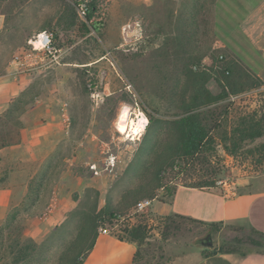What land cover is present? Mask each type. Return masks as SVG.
Listing matches in <instances>:
<instances>
[{"label": "rangeland", "instance_id": "obj_1", "mask_svg": "<svg viewBox=\"0 0 264 264\" xmlns=\"http://www.w3.org/2000/svg\"><path fill=\"white\" fill-rule=\"evenodd\" d=\"M111 1L94 0L90 24L61 0H0V78L16 54L30 49L37 31H53V54L37 65L30 64L34 58L17 63L27 68L20 89L29 101L26 111L38 99L49 100L63 112V126L69 130L53 155L15 165L29 170V183L0 220V264H15L21 254L25 257L17 264H62V255L92 212L151 178L156 156L172 137L188 72L208 70L221 54L212 30L215 0H187L181 8L174 0H127L123 12H116ZM106 49V58L84 65ZM207 86L220 92L213 79ZM241 97L254 107L258 103L255 90ZM125 105L132 108L131 118L137 120L141 111L149 118L138 139L118 126ZM216 135L215 149L181 163L183 171L166 179L168 187L195 183L211 173L237 187L239 179L263 176L264 167L251 155L231 156L221 133ZM5 172L0 167V175ZM166 194L161 189L143 211L132 210L117 223L102 225L113 235L128 225H148L136 264H190L208 250L197 242L207 234L206 225L159 214L156 207L172 199ZM237 226L242 228L219 226L211 233L214 244L224 239L240 251L264 250L251 242L258 236L249 226Z\"/></svg>", "mask_w": 264, "mask_h": 264}, {"label": "trees", "instance_id": "obj_2", "mask_svg": "<svg viewBox=\"0 0 264 264\" xmlns=\"http://www.w3.org/2000/svg\"><path fill=\"white\" fill-rule=\"evenodd\" d=\"M61 1L77 11L79 0ZM68 1L74 2V5ZM88 6L90 12L86 16V21L90 22L97 6L94 0H89ZM101 36L105 38L103 34ZM220 55L218 61L213 60V65L208 70L192 69L188 72L178 118L172 123V137L156 156L151 178L142 180L126 190L118 202L107 200L105 205L92 212L82 224L71 246L62 255V264H83L100 235L99 228L102 225L117 223L130 211L136 210L140 201L156 199L161 189L167 190L170 196L174 195L177 186L171 189L166 179L181 174L183 171L181 163L187 164L214 150L218 132L221 133L228 154L233 157L239 156L240 152L251 155L259 166L264 167V140L258 141L264 138V81L237 58L225 55L220 58ZM212 79L220 88L217 94L207 86ZM253 90L257 91L258 95V103L255 107L244 103L241 97ZM22 95L23 92L13 99L10 107L0 115V149L21 141L20 116L29 104ZM223 102H225L223 109L218 110ZM222 113L226 115L224 121L220 119ZM228 117L232 119L229 128L225 126L230 122ZM216 178L213 173L204 174L197 182L183 185L204 189L215 188ZM174 216L204 224L207 226V233L212 234H215L219 226L225 225L223 221L207 223L180 214ZM147 226L142 222L128 225L116 236L121 240L136 242L140 247L148 236ZM226 226L242 228L234 224H226ZM249 229L258 236V238L253 237L251 242L259 248L264 247V232L251 227ZM228 244L224 239L222 242H215L214 248L206 250L203 256L216 253H240L241 256L253 253L264 254V250L240 251L236 246ZM139 252L138 248L133 264L137 263ZM24 257L23 254L16 255L13 262L17 264Z\"/></svg>", "mask_w": 264, "mask_h": 264}, {"label": "crops", "instance_id": "obj_3", "mask_svg": "<svg viewBox=\"0 0 264 264\" xmlns=\"http://www.w3.org/2000/svg\"><path fill=\"white\" fill-rule=\"evenodd\" d=\"M174 1L177 8L187 3V0ZM111 2L116 5V12H123L129 3L127 0ZM212 24L221 54L237 58L264 81V0H215ZM104 36L107 39L106 34ZM108 52L106 49L101 56L84 65L103 60ZM34 59H37L36 62L30 64L37 65L43 60L40 57ZM25 69L13 61L7 67V74L0 78V115L20 95L21 73ZM61 114L63 112L49 100H36L20 116L23 124L20 126L21 141L0 149V167L8 169V172L0 175V220L5 219L14 208L13 203L19 192L27 190L29 170L15 166L19 160L23 165L29 159H46L61 149L63 141L69 136ZM255 177L239 179L238 195L233 197L224 196L216 188L179 184L170 202H161L156 208L164 216L180 214L207 223L223 221L225 225H247L264 232V174ZM138 248L136 242L121 240L113 234H100L83 264H133ZM190 264H264V254H200Z\"/></svg>", "mask_w": 264, "mask_h": 264}, {"label": "built area", "instance_id": "obj_4", "mask_svg": "<svg viewBox=\"0 0 264 264\" xmlns=\"http://www.w3.org/2000/svg\"><path fill=\"white\" fill-rule=\"evenodd\" d=\"M88 1L89 0H79V3L77 5V12L79 16L84 20H86V16L90 12ZM54 41L55 33H53V31H37V33L34 34L29 40L30 49L23 50L22 53L16 54L13 58V61L16 63H25L31 61L34 57H40L45 60L46 56L51 55L55 52ZM220 58H223V55H220ZM126 135L127 137H131V139H138L140 138L139 136H141L142 133L141 135H137L132 133V131H128ZM215 188L220 190V192L226 197H233L238 195L237 186L233 182H229L228 179L217 180ZM152 201V199H144L140 201L137 205L136 210L143 211L144 208L152 204ZM99 232L100 234H109V229L106 227H100Z\"/></svg>", "mask_w": 264, "mask_h": 264}, {"label": "bare ground", "instance_id": "obj_5", "mask_svg": "<svg viewBox=\"0 0 264 264\" xmlns=\"http://www.w3.org/2000/svg\"><path fill=\"white\" fill-rule=\"evenodd\" d=\"M132 108L128 105L123 106L121 109L117 122L120 130L126 132L129 131L134 134L140 135L142 133V130H145L147 128V125L149 124V118L148 116L141 111L138 115L137 120L131 118ZM139 129V131H136Z\"/></svg>", "mask_w": 264, "mask_h": 264}, {"label": "water", "instance_id": "obj_6", "mask_svg": "<svg viewBox=\"0 0 264 264\" xmlns=\"http://www.w3.org/2000/svg\"><path fill=\"white\" fill-rule=\"evenodd\" d=\"M136 33H138V30L134 32H129V35H133ZM197 242L203 248H206V249H213L215 246L211 232H208L206 235L200 237Z\"/></svg>", "mask_w": 264, "mask_h": 264}, {"label": "clouds", "instance_id": "obj_7", "mask_svg": "<svg viewBox=\"0 0 264 264\" xmlns=\"http://www.w3.org/2000/svg\"><path fill=\"white\" fill-rule=\"evenodd\" d=\"M136 131H139V129H137Z\"/></svg>", "mask_w": 264, "mask_h": 264}]
</instances>
